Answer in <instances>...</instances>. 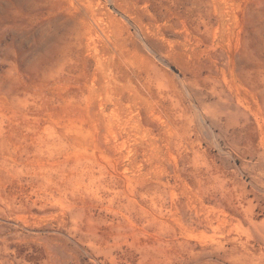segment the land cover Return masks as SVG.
<instances>
[{
	"label": "rangeland",
	"instance_id": "374dc122",
	"mask_svg": "<svg viewBox=\"0 0 264 264\" xmlns=\"http://www.w3.org/2000/svg\"><path fill=\"white\" fill-rule=\"evenodd\" d=\"M0 264H264V0H0Z\"/></svg>",
	"mask_w": 264,
	"mask_h": 264
}]
</instances>
